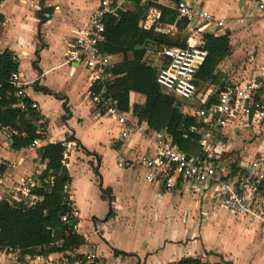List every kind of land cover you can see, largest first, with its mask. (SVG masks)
Wrapping results in <instances>:
<instances>
[{"label": "crops", "instance_id": "obj_1", "mask_svg": "<svg viewBox=\"0 0 264 264\" xmlns=\"http://www.w3.org/2000/svg\"><path fill=\"white\" fill-rule=\"evenodd\" d=\"M186 1L224 18L223 32L218 35L228 33L231 45L230 54L215 68L216 73H222L220 83L200 81L196 84L195 98L188 100L189 104L177 97L182 112L191 115L204 101L215 100L222 83L237 80L240 72L235 75L233 71L239 64L243 45L251 42L252 46L256 28L264 20L253 16L239 22L244 0ZM97 3L98 0H3L0 4V53L4 50L13 52L18 62L16 71L25 82L24 96L38 104L45 133L35 144L14 149L9 141L11 130L0 129V190L7 193H0V198L12 197L14 183L23 177L38 178L46 162L37 148L63 141L66 157L62 163L70 175L66 184L67 204L80 211L76 232L85 238V243L74 250L48 256H22L19 250L3 249L0 250V264H55L50 259L61 258L67 252L76 257L94 253L96 264H177L184 257L210 263L264 264V236L259 237L255 230L260 231L258 219L236 216L212 201L210 191L201 192L182 185L166 189L144 179V168L138 159L153 147L154 137L170 134L165 127L155 129L146 117L135 111V106L146 103L145 94L130 90L128 110L124 111L129 119L146 123V135L133 134L126 138L120 136L121 126L100 115L91 102L88 69L82 64L67 63L65 52L70 40L88 28ZM138 3L129 0L121 11H134ZM146 7L138 22L140 28L153 26L159 31L158 24L172 25V31L162 29L163 32L181 33L185 40L191 37V43L201 38L199 33L191 35L182 17L178 16V19L185 21L183 28L176 22L159 21L161 7L174 9L168 0H154ZM245 26L251 29V38L247 37V31L241 30ZM237 35L242 37V44L235 41ZM135 48H146L143 59L151 67L160 68L163 47L146 38ZM106 55L111 56L115 65L124 58L122 52ZM126 56L131 58V51H127ZM262 69L264 67L260 71ZM118 76L107 81L108 86ZM40 87L48 88L52 93H46ZM162 93L168 92L162 88ZM248 130L242 129L236 134L227 130L228 139L224 142L227 150L236 149L237 156L247 161L258 153L264 155V140L256 144L249 136L244 138L242 133L249 134ZM187 152L197 153L198 150ZM120 159L131 165L121 169L117 165ZM5 162L14 163L15 167H7ZM40 198L38 196L36 200ZM219 211L224 214L219 216ZM223 227L233 232L231 238L221 236Z\"/></svg>", "mask_w": 264, "mask_h": 264}, {"label": "built area", "instance_id": "obj_2", "mask_svg": "<svg viewBox=\"0 0 264 264\" xmlns=\"http://www.w3.org/2000/svg\"><path fill=\"white\" fill-rule=\"evenodd\" d=\"M3 0H0V4ZM129 0H98L90 17L88 28L73 37L65 52V61L72 64H82L88 69L91 86L90 100L96 106L100 115L111 119L121 126L120 136L123 138L133 134H145V122L133 121L127 117L113 94L108 90L110 79L115 77V64L111 56L100 51V44L106 40L105 20L107 16H118L123 10L125 2ZM144 6H150L154 0H137ZM184 18L187 27L194 33H209L218 35L223 32L225 19L218 18L206 8L186 0H168ZM243 13L239 22L257 16L264 20V0H244ZM159 29L166 32L173 30L172 25ZM194 37V36H193ZM186 45L163 46L161 54L163 63L158 69L157 83L166 92L179 98L193 101L196 95V74L203 65L207 50L203 47V39ZM9 82L17 88L16 95L24 96V84L18 71H13ZM19 105L23 107L20 100ZM31 107L39 111L36 102ZM40 113V112H39ZM191 115L194 124L184 132V137L194 141L200 148L197 153H189L173 142L170 134L161 133L153 138V147L144 152L139 164L144 168V179L154 182L166 189L178 185L189 186L201 192L210 191V198L216 204L229 210L236 216H251L259 220L260 232L264 236V155L256 154L249 161L239 158L233 149L225 148L227 130L235 134L242 129L257 131L264 128V69L258 74L245 79L228 82L220 89L212 102L204 101L195 107ZM36 134L32 144L38 138H44V118L36 120ZM66 157V153H63ZM64 158L62 162H64ZM7 167H15L14 163L5 162ZM120 168H127L129 161L120 159ZM263 173V174H262ZM53 184V176L44 180ZM41 180L26 176L14 183L12 198L17 202L24 201L32 205L38 198L32 189L41 186ZM67 193V186L64 187ZM80 211L70 207L61 216V220L68 224L73 231L78 229ZM96 254H83L76 257L67 252L61 258L50 259L55 264H96ZM166 264H176L168 262Z\"/></svg>", "mask_w": 264, "mask_h": 264}, {"label": "trees", "instance_id": "obj_3", "mask_svg": "<svg viewBox=\"0 0 264 264\" xmlns=\"http://www.w3.org/2000/svg\"><path fill=\"white\" fill-rule=\"evenodd\" d=\"M146 9V6L138 3L134 11L120 10L117 17L107 16L105 20L106 40L100 44V51L103 54L118 52L124 54L123 60L115 65L113 70L114 74L119 76L109 84L108 90L122 110H128L130 90L145 94L146 103L143 106H135V111L146 117L155 129L165 127L179 148L191 152L199 151L200 148L196 143L184 137V132L194 124L195 118L182 112V104L175 95L162 93V87L156 80L158 68L151 67L143 59L146 48H135L146 38L152 39L161 47L185 46L186 40L181 33L169 34L162 29L156 31L153 26L149 29L140 28L138 22ZM43 19L42 17L41 21ZM159 21L176 22L181 28L185 25L183 19H178V12L168 7H161ZM228 35V33L218 36L202 34L203 47L208 54L196 74V84L200 81L220 83L222 73H216L215 68L231 52ZM127 51H131V58L126 56ZM17 69L18 62L13 52L2 51L0 53V129L11 130L9 141L14 149L28 146L39 137L36 134V120L41 116L39 111L31 107L32 100L27 96H22L20 99L16 95L17 88L9 82L11 73ZM224 86L225 83H222L219 89ZM91 88L95 89L93 85ZM40 89L52 93L48 88L40 87ZM20 100L23 102V107L19 105ZM64 151L63 141L47 143L37 148L41 159L46 162L45 168L37 176L42 185L32 189L33 194L41 197L39 200L28 205L24 201L17 202L12 197L0 198V250H19L22 256H48L51 253L74 250L85 243L83 235L73 231L61 220L62 214L69 210L64 187L70 181V175L62 163ZM50 176H53L52 185L44 181ZM177 264L226 263L202 262L198 258L184 257Z\"/></svg>", "mask_w": 264, "mask_h": 264}, {"label": "rangeland", "instance_id": "obj_4", "mask_svg": "<svg viewBox=\"0 0 264 264\" xmlns=\"http://www.w3.org/2000/svg\"><path fill=\"white\" fill-rule=\"evenodd\" d=\"M246 27L247 26L243 27L241 30L247 31L246 32L247 37L251 38V35H252L251 29L247 27V30H246ZM263 28H264V21L259 22L256 28L257 32L254 33L255 37H254V41L252 42V46L250 45L251 42L247 44H246V41H244L245 43L243 42L246 45H243V50H241L242 51L241 57L238 59L239 64L235 65L237 69H234L233 71L235 75L240 72L239 75H237L236 77L237 78L236 81L248 79L256 75L255 73L259 72L260 69L264 67V30ZM241 38L242 37L240 35H237L235 41H237L239 44H242ZM252 56L254 57V60H249L252 58ZM240 65L242 66V68H238ZM248 131L250 132L249 134H247L246 132L242 133L244 138L250 137L251 141L255 143L264 140V128L261 127L257 131H254V130L252 131L248 130ZM237 137H238L237 140L240 141V136H237ZM232 152L238 155V151L236 149L235 151H232ZM121 169H126V168H121ZM0 193H2L1 190H0ZM2 194L6 195L7 193L3 192ZM222 211L218 212L219 216H222L224 214V212ZM255 230L259 237L263 236L260 231H258L257 229ZM220 232H221V236H223L224 238L225 237L231 238L233 236L232 234L233 232H229L228 227L227 228L223 227Z\"/></svg>", "mask_w": 264, "mask_h": 264}, {"label": "water", "instance_id": "obj_5", "mask_svg": "<svg viewBox=\"0 0 264 264\" xmlns=\"http://www.w3.org/2000/svg\"><path fill=\"white\" fill-rule=\"evenodd\" d=\"M139 47V46H138ZM141 47V46H140ZM143 47V46H142ZM181 102H183L184 104H189L190 102L187 99L184 98H180ZM195 105L199 106L198 103H195Z\"/></svg>", "mask_w": 264, "mask_h": 264}]
</instances>
